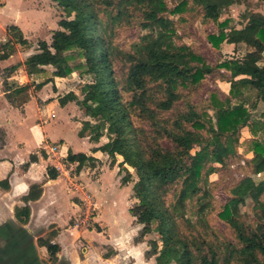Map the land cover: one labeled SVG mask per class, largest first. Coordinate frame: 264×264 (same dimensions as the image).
Segmentation results:
<instances>
[{"label": "trees", "instance_id": "obj_1", "mask_svg": "<svg viewBox=\"0 0 264 264\" xmlns=\"http://www.w3.org/2000/svg\"><path fill=\"white\" fill-rule=\"evenodd\" d=\"M67 13L53 30L51 42L40 40L37 52L25 61L29 76L53 67L52 77L40 83L18 84L4 79L9 102L21 107L32 99V89H41L54 77H69L86 71L88 81L79 86L82 94L92 99L76 102L88 120L79 136L91 142L108 140L93 151H102L124 174L121 183L131 182L130 213L143 226L138 242L150 233L164 237L159 248L153 242L148 257L155 264H264V124L255 109H264V15L250 24L256 30L255 40L237 59L210 64L191 45L177 42L176 22L171 14L188 10V0L173 8L168 0H56ZM245 0H193L191 9L200 11L205 21L218 24L219 33L208 36L214 47L230 37L228 20L220 17L229 5ZM264 2V0H261ZM137 24L146 32L128 49L117 43L123 26ZM248 29V28H247ZM30 47V41L16 24L7 27L0 41V60L10 58L17 46ZM218 69L230 73V93L224 97L210 93L208 108L192 102V92L209 74ZM243 89L254 90L255 99L234 102L244 97ZM179 103L183 108H179ZM251 132V158L246 159L249 173L226 189L228 199L218 214L232 230V239L221 235L208 220L213 207L210 176L218 166H225L238 153L242 129ZM169 140L172 147H165ZM122 160L118 162V157ZM37 160L36 155L31 161ZM67 163L94 168L98 159L86 153L69 150ZM133 168V170L129 169ZM136 173V179L133 173ZM48 177L57 179V167L48 168ZM9 188V179L0 180ZM39 184L31 186L24 201L38 199ZM252 201V217L242 206ZM195 209L196 212H195ZM195 218L189 216V211ZM29 205L18 209L22 223L30 219ZM99 231H101L98 228ZM55 232L38 238L46 247L49 261L56 264L61 246L52 242ZM110 254L106 257L108 258Z\"/></svg>", "mask_w": 264, "mask_h": 264}, {"label": "rangeland", "instance_id": "obj_2", "mask_svg": "<svg viewBox=\"0 0 264 264\" xmlns=\"http://www.w3.org/2000/svg\"><path fill=\"white\" fill-rule=\"evenodd\" d=\"M181 1L182 0H168L169 7L173 8L177 4L181 3ZM245 1L246 4H242L241 7L237 6L235 3L229 5L220 17V22L228 20L229 25L226 30L229 32L230 37L222 42L219 48H217L212 45L208 36L210 34L219 33L218 24L212 21H205L200 11H197L194 8L191 9L193 0H188V10L186 12L182 14L170 15V17L176 22L178 36L177 42H183L191 45L212 65H216L224 60H235L237 58H241L249 49L247 44L249 41H247V39L253 38V32H244L247 28L254 30L250 27V24L258 22L257 15L262 14L263 12L262 6L257 7V10L253 9V7H256L254 6L256 4L255 0ZM5 2L8 3L6 8L9 7L10 10L7 15L9 17L6 19H10V17L16 14V11H19L20 13H18V15H23L22 20L20 21L21 24H29L27 28V36L33 41L35 44L34 46H37L38 42L42 39L51 42L53 30L58 29L59 21L62 18L67 17V13L58 5L56 0H5ZM18 15L17 18H15V21L19 20ZM11 23H14V21H11ZM35 26H37V28H35ZM239 31H243V37H239V39H237ZM145 32L146 31L142 30L137 24H133L132 26H123L118 31L116 41L120 47L128 49L132 42L138 40ZM18 49H20L24 54V59H19V61L13 63L11 67L0 68L1 77L4 78L9 69L13 68L14 71H19V69L24 68L25 61L33 53V49H23L20 46L17 50ZM48 68L49 69H46V73H44V77L49 76L53 72V67ZM229 76L230 73L224 69H218L212 74H209L200 86L192 92V102L199 107L207 108L211 116L215 118L214 111L208 108L209 96L213 91L218 92L221 97L228 95L231 88L230 83L226 79ZM44 77L39 78V80ZM86 81H88V73L86 71L76 72L75 75L73 74V76L68 79V81L61 84L60 89H58L55 84L54 86L49 84L44 91L40 93L36 92L35 103H37V105L35 108L42 111L44 115V118L39 120V122L47 124L48 121V123L52 126H57L65 118L69 121H78L83 125V109L76 102L75 97L77 96L83 101L92 99L90 94H82L80 92L79 86ZM242 91L244 93V97L238 95L234 97V102L246 99L252 101L255 99L256 92L254 90L248 91L243 89ZM178 106L179 108H183L182 103H179ZM49 109H54L56 111V115L52 118L49 117ZM255 113L258 115L259 122L264 124V109L261 103L257 109H255ZM263 135L264 132L262 131L258 134V136ZM76 136L78 137L77 133ZM251 139L252 135L249 129H242L237 155L229 159L225 166L217 164V172L210 176L211 182H213V207L208 212L207 217L210 224L227 239L233 238L232 230L223 220L219 218L218 214L222 205L225 204L228 199L226 189L249 173V167L245 162L247 158H251L253 156V153L250 151V148L252 147ZM104 140L108 139L105 138ZM162 144L165 147H172L169 140H163ZM121 158H118V160H122ZM109 162L110 159L108 158L107 164H109ZM76 166V163L72 168H66L64 165L67 174L63 175H70L72 177L78 175L76 174ZM114 167H117L118 170L117 177L124 174L123 171H120L118 164ZM131 170H133V168ZM98 174L99 170L96 173L88 175L94 178ZM133 177L134 179L137 178L135 172L133 173ZM260 177H264V173L260 174ZM104 181L107 183L112 182L108 175L104 178ZM133 183L134 182H131L128 185L133 186ZM90 195L93 197L90 201L91 203L85 204L81 207L82 211H80V214L76 218L70 220V224L67 225V228L63 230L61 235L58 234L56 229H53L54 226H51L48 231H45L46 233L41 235L46 237L51 234L52 231L55 232L52 242H56L61 245V250L58 253V258L63 261L61 264H137L138 259L142 261V264H155V261H151L153 257L151 258L144 255V250L146 248L147 252H150L152 250V242L160 248L162 242L164 241V237L154 232L147 234L143 240L139 242L142 243L139 248V258L136 259L130 257L129 253L131 252L130 249L132 247V242H137L136 239L139 237L143 226L138 224L135 221V218L133 221L130 219L131 214L124 209L121 203L118 207L110 209L109 216L114 218L116 221H109L108 224L102 220V223L104 224L102 225V232L104 233V236H107V238L110 239L108 244H105L106 241L102 235L101 240L95 236L84 237V235H82L81 232L85 228H89L91 231H97L99 228V223L97 224L96 219L100 214V205H97V198L94 197L93 194ZM129 200L131 202V207L136 202V199L132 198V192ZM196 210L197 209H195V212ZM242 211L247 214L248 219L252 217L253 211L251 200H248L246 204L242 206ZM191 212L192 211L190 210L189 216L195 218L196 215L194 216ZM111 224L114 226L115 233H119L121 229H126V231H124L120 237L111 239V236L109 235V230L112 227ZM72 227H75L74 229L76 230L72 231L70 229ZM33 239L35 240L37 238L32 237L31 240ZM114 246L121 248V256L108 261L106 260V256L114 252ZM140 253H142V255H140ZM6 254L11 261V264H30L27 254L20 256L15 260V262L13 261V258H17L16 253L7 248ZM37 254V257L39 256L42 258L45 264H52L49 261V252L46 247H43V249L37 252Z\"/></svg>", "mask_w": 264, "mask_h": 264}, {"label": "crops", "instance_id": "obj_3", "mask_svg": "<svg viewBox=\"0 0 264 264\" xmlns=\"http://www.w3.org/2000/svg\"><path fill=\"white\" fill-rule=\"evenodd\" d=\"M255 1L254 6L256 7H253V9L257 10V7L262 6V14L264 15V2L261 0ZM7 4L5 0H2L0 4V41L6 38L7 27L12 24L18 25L28 38L27 28L29 24H21L20 21L23 15H18L19 11H16V14L10 19H6L9 17L7 15L10 11L9 7L6 8ZM242 4H246V1L241 4L236 3L239 7ZM17 15L19 20L15 21ZM11 21H14V23H11ZM250 31L253 32V38H248L247 41L253 42L256 38V30L247 29L244 33ZM242 35L243 31H239L237 39L243 37ZM28 40L30 41V47L18 45L17 48L20 46L23 49H33L32 56L37 52L38 45L34 46L33 41L29 38ZM23 56L24 54L20 49L16 50L10 58L0 60V68L11 67L19 59H24ZM48 67L46 69H49ZM44 73L46 72L29 76L24 63V68L19 69V71H14L13 68L9 69L5 77L9 74V81L18 84H26L31 81L40 83L44 79L52 77V73L46 77H44ZM75 73L73 74L75 75ZM71 76L54 77V81L47 83L41 89L33 87L32 99L21 107H16L9 102L4 87L5 77L3 78L0 75V180L9 179V188L6 189L0 185V248H9L16 253L17 258H13L14 262L20 256L27 254L30 264H45L42 258L37 257V252L43 249L38 244V238L46 233L45 231H48L51 226H54L53 229H56L58 234L61 235L67 225L70 224V220L80 214L81 207L91 203L93 197L90 194L97 198V205H100V214L96 220L101 231H91L89 228H85L81 232L84 237L95 236L101 240L103 236L106 241L105 244H108L110 239L104 236L102 232V225H104L102 220L108 224L109 221H116L109 216V213L110 209L118 207L120 203L130 213L131 202L129 199L132 185L121 183L122 175L117 177V167H111L107 164V155L102 151H93V148L100 146L107 140L102 138L100 143H94L91 142L89 136H79L82 124L78 121H69L64 118L57 126H52L48 121L47 124L39 122L44 118V115L42 111L35 108L37 105L35 103V93L44 91L49 84H52V86L55 84L60 89L61 84L68 81ZM41 77L44 78L39 80ZM54 115H56V111L49 109V117L52 118ZM85 120H88V118L85 117L82 111V123ZM53 147L55 150H53ZM69 150L74 153L83 152L93 155L98 159L97 166L94 168L85 166L79 173L76 171L78 175L74 177L63 175L67 174L66 168H72L75 165V163H68L67 165L66 158ZM32 155H36L37 160L31 161ZM118 158L120 159L121 156ZM50 167H57L60 171V176L57 179L48 177L47 171ZM129 169L132 168L129 167ZM98 170L99 174L94 178L88 175L96 173ZM107 175L112 182L107 183L104 181ZM34 184L41 185L42 194L38 199L26 203L24 197L28 195L31 186ZM27 204L31 209L30 219L27 223H22L17 219L16 213L19 208ZM130 219L133 221L134 217L130 215ZM111 225L112 227L109 230L111 239L120 237L126 231V229H121L119 233H115L114 226ZM74 228L70 229L75 231ZM32 237L37 239L31 240ZM141 245L142 243L138 241L132 242L130 257L139 258ZM144 252V255H146V248ZM119 256H121V248L114 246V252L108 258L106 257V260L111 261ZM151 261H155V258L153 257ZM62 262L58 258L56 264ZM9 263L11 264V261Z\"/></svg>", "mask_w": 264, "mask_h": 264}, {"label": "flooded vegetation", "instance_id": "obj_4", "mask_svg": "<svg viewBox=\"0 0 264 264\" xmlns=\"http://www.w3.org/2000/svg\"><path fill=\"white\" fill-rule=\"evenodd\" d=\"M30 242V239L28 240ZM10 260L6 254V249L0 248V264H10Z\"/></svg>", "mask_w": 264, "mask_h": 264}, {"label": "clouds", "instance_id": "obj_5", "mask_svg": "<svg viewBox=\"0 0 264 264\" xmlns=\"http://www.w3.org/2000/svg\"><path fill=\"white\" fill-rule=\"evenodd\" d=\"M140 255H142V253H140ZM137 264H142V261L138 259Z\"/></svg>", "mask_w": 264, "mask_h": 264}, {"label": "built area", "instance_id": "obj_6", "mask_svg": "<svg viewBox=\"0 0 264 264\" xmlns=\"http://www.w3.org/2000/svg\"><path fill=\"white\" fill-rule=\"evenodd\" d=\"M1 1H2V0H0V4H1ZM53 150H55V148H54V147H53ZM67 164H68V163H67Z\"/></svg>", "mask_w": 264, "mask_h": 264}]
</instances>
